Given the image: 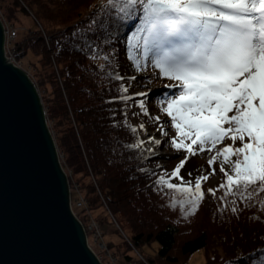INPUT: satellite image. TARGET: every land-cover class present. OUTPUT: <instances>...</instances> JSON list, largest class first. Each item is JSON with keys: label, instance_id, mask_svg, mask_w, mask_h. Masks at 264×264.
<instances>
[{"label": "trees", "instance_id": "trees-1", "mask_svg": "<svg viewBox=\"0 0 264 264\" xmlns=\"http://www.w3.org/2000/svg\"><path fill=\"white\" fill-rule=\"evenodd\" d=\"M13 1L17 10L25 15L29 11L45 28L43 21L46 20L39 14L41 0ZM105 3L93 1L84 19L65 28L58 25L53 33L49 31L48 41L52 45L49 48L40 31L32 27L25 29L24 37L18 34L10 48L16 61L28 60L32 53L39 58V63L37 66L29 59L30 64L33 68L44 69L38 73V83L33 84L38 94L39 86L45 93L39 95L45 117L52 124L61 166L71 174V179L68 177L71 197L76 201L80 196L85 201L81 206L73 205L75 214L86 225L88 218H99L93 214L95 211L102 210L105 214L102 220L123 238V242L115 246L116 256L130 259L127 253L135 251L143 258L140 264H189L190 258L200 250L214 254L213 259L206 257L204 264H240L241 258H245L247 264L250 255L264 253V210L259 205L252 201L248 202L250 204H227L230 217L217 222L220 235L216 231H207L202 225H195V229L189 231L185 228L187 218L182 213L178 215V209L170 206L172 197L153 181L154 171L145 169L144 154L127 147L136 136L124 126L122 110H127L128 124L136 127L131 117L138 100L134 97L126 106L114 98L121 95V84L131 90L132 81L128 77L150 70L152 66L145 63L138 72L127 58L126 34L134 28L135 21L121 28L118 39L110 46H104L98 39L103 33L94 21L102 19L101 6ZM7 11L8 20L17 18L16 11L9 7ZM46 19L51 21L52 18ZM55 19H59V15ZM88 43L102 49L100 55H109L111 63L93 59ZM101 65H104L103 70ZM116 72L125 79H112L110 74ZM148 76L153 78L152 70ZM129 91L127 95L133 96ZM186 172L180 176L194 188V174ZM172 183L179 184L180 181L173 178ZM262 200L263 197L258 198V201ZM234 206L237 208L235 213L232 211ZM217 212L224 214L225 207ZM108 214L115 218L121 229H125L128 240L114 227ZM226 221L231 222L230 226H223ZM184 234L189 236L182 239ZM238 239L244 241L243 247L235 246ZM216 244L219 248L213 249ZM122 246H125V252L121 251Z\"/></svg>", "mask_w": 264, "mask_h": 264}, {"label": "snow or ice", "instance_id": "snow-or-ice-1", "mask_svg": "<svg viewBox=\"0 0 264 264\" xmlns=\"http://www.w3.org/2000/svg\"><path fill=\"white\" fill-rule=\"evenodd\" d=\"M101 9L102 19L94 21L103 33L98 36L101 43L110 46L118 39L119 30L135 21L126 34L128 60L138 72L145 62L150 63L161 78L175 82L166 88L178 89L166 93L157 106L170 118L176 133L171 147L187 155L170 174L179 184L165 179L167 174L161 171L156 185L184 196L179 202L181 212L189 204L187 215L194 214L204 198L202 181L215 175V169L197 177L194 190L191 182L179 175L180 170L189 156L215 150L208 164L211 167L219 159L224 180L218 188L209 189V194L215 196L223 190L221 201L231 197L235 205L264 193V0H106ZM87 47L92 49L93 59L111 63L109 55H100L102 49L94 43ZM110 75L118 81L125 79L118 72ZM128 80L135 81L136 77ZM128 91L121 84V95L114 100L128 106L134 98L127 95ZM135 95L146 97L147 93ZM136 106L140 114L158 125L162 136H168L159 116L152 117L143 100ZM122 111L124 126L136 136L127 147L140 150L145 143L153 145L146 149L145 159L154 157L164 141L147 135L144 123L138 127L128 124L127 110ZM139 132L147 139H141ZM225 140L232 144L217 149ZM236 141H240L239 147H235ZM176 205L173 199L170 206ZM260 207L264 209V200ZM240 264H245V258ZM247 264H264V253L250 255Z\"/></svg>", "mask_w": 264, "mask_h": 264}, {"label": "water", "instance_id": "water-1", "mask_svg": "<svg viewBox=\"0 0 264 264\" xmlns=\"http://www.w3.org/2000/svg\"><path fill=\"white\" fill-rule=\"evenodd\" d=\"M0 264H102L72 211L40 96L5 55L1 21Z\"/></svg>", "mask_w": 264, "mask_h": 264}, {"label": "rangeland", "instance_id": "rangeland-1", "mask_svg": "<svg viewBox=\"0 0 264 264\" xmlns=\"http://www.w3.org/2000/svg\"><path fill=\"white\" fill-rule=\"evenodd\" d=\"M93 1H97V0H41L42 4L39 6V9H40L39 14L42 15L44 17V19L46 20V21H43L44 26H45V28H43L38 23V21L34 18L32 13H30L28 11V15H25V14L21 13L19 10H17L15 1H13V0H0V20H2L4 24L9 25L10 31L11 30L16 31V32H14L15 36H13V38H16V36L18 34L20 35V37H22L23 35H26L27 31H25V29H27L29 27H32V29H34L35 31H37V30L40 31L41 35L44 37V40L46 41V45L49 48L52 45L48 41L49 40V37L47 36L48 32L49 31L52 33L55 32L56 27H58V25L65 28V27L70 26L75 21H79V19H81V18L84 19L85 16L88 14L89 5ZM99 1H100V3H102L103 1H106V0H99ZM19 3H20V1H19ZM21 4H22V2H21ZM11 6L13 8H10ZM8 7H9V9L16 11V17L17 18L13 21L7 19L8 17L6 15V12H8L7 11ZM56 9H59V11ZM51 13H54V14H51ZM56 14L59 15V19H55V17L57 16ZM47 17L52 18V19H50L51 21H48L46 19ZM4 26L6 27V25H4ZM26 37L28 38V36H26ZM33 37H35V36H33ZM9 49H10V47H9ZM9 53L11 54L12 57H14L10 50H9ZM28 57H29L28 60L32 59L33 63L38 66V63H39L38 59L39 58L35 57L34 54H32V53H30ZM28 60L26 59V60H23L21 62L15 60L14 62L16 63L18 68H20L22 71H24L27 74V76L30 78L32 83L37 84L38 80H39V76H38L39 74L38 73H40L41 71H44V69L41 67L37 68L36 66L33 68L32 63L30 64V62H29L30 60L29 61ZM149 72H150V70H147L145 72H140V73L134 74V76L136 77V80L132 81L131 90L129 92H130V94H133L137 98L138 103L141 100L144 101L145 106L148 108L152 117L159 116L160 121L165 126V130L168 132V135L171 136V138H173V137H175L176 133L171 128L170 118L167 117L165 114H162L160 112V109L157 106V102L160 100H159V98H156V97L161 96L163 93L166 94L169 92H177L178 89L166 88L165 85L172 84L175 82L169 81L166 78H161L158 74V70H155V72L158 75L155 74V76L153 78H149V77H151V76H148ZM155 72H153V73H155ZM36 74H37V77H36ZM147 79L148 80L151 79L153 81L149 82ZM39 88H40L39 94L41 96H44L45 93L43 91V88L40 86H39ZM139 92L147 93V96L146 97L136 96L135 94L139 93ZM140 111L141 110L139 107H137V106L133 107L132 117H131L133 125L138 127L139 124L144 123L146 125V128H147V135H151V136L161 135L160 132L157 130L158 125L153 120H151L148 117L140 114ZM133 113H136V115H133ZM46 120H47L48 128L51 131V133L53 134V138H54V131L52 128V124L49 122V120L47 118H46ZM138 135L141 139H144V140L147 139V135L144 132H139ZM164 144H165V146H163V148L160 147L159 149L156 150L157 154L161 155L160 157L158 156L155 159H152V157L145 159L146 160V168L145 169L146 170H149V169L152 170V168H153L156 170V172L154 170V173H156V175H155L153 181H156L158 179V176L161 173V171H163L164 173L167 174V175H165V179H170V181L172 183V179L170 178L171 172L176 168L177 165L180 164V162L182 160L185 159L187 154L182 150L180 152H177L176 150H174L171 147L170 143L167 145V142H165ZM231 144H232L231 140H225L223 143L217 145V149H221L224 146L231 145ZM239 146H240V141H236L235 147H239ZM149 147H154V146L145 143L144 149H140V151L144 154L145 157L147 156L146 149ZM215 154H216L215 150H213V152H211V153H209L207 151H204L201 153L198 151L196 155H192V156H189L187 158L186 163L184 164V166L180 170L179 175H181V173H183V172H184L183 174H185L186 171H188L186 173H189V174L191 172H193L191 174H194V180H196V178L201 176V175H209V173H211L213 171V169H215V175H210L209 179L207 181H202V186H204V187H202L203 188L202 191L204 193V198L202 201H200V203H199L198 207L196 208L194 214L187 215V213L189 212L190 207H191L189 204H185L184 212L183 213L181 212V208L179 207V202L185 198L184 196H182L181 194H178V193H174L170 190H166L165 188L163 190V191H165L166 194L170 195V197H172V199L176 200V202H177L176 209H178V210H176V212L178 215H181V213H182L185 216V218H187V219H185V222L188 223V226H185V228H188L189 231H193L195 229L194 228L195 225L197 227L202 225V226H205V229L207 231H213V232L216 231L220 235V231H218L220 225H218L217 222L218 221L224 222L225 217H227V218L230 217L227 204L231 203V199L227 197L225 202H222L220 199V197H222L224 195V191L223 190L217 191L215 196L209 194V192H208L209 189L218 188L219 185L224 180V174L220 171L219 159L211 167L208 164V161L211 158V156H213ZM231 159L235 160L236 157H231ZM158 165H159V167H158ZM225 167L227 168V165ZM65 174L67 175V177H70V179H71V174L69 172L65 173ZM68 181H69V178H68ZM69 185H70V181H69ZM193 190H194V188H193ZM259 197L264 198V193H259L258 195H255L252 202H254L260 206L261 201H258ZM78 199L83 200V202L85 203L84 199L80 196L77 197L76 201H73V199L71 198L72 211H74L73 205L78 206L77 205ZM237 202L239 203V201H237ZM247 204H250V203L247 202ZM224 207H225L226 213L224 212V214H220L217 212V209H221ZM74 214H75V212H74ZM93 214L99 215V218H94V217L88 218L86 225H84L80 221V219H79V221L81 222V224L84 228V231L87 235L88 245L91 247V249L94 252L97 253V256H99L105 264H111L110 260L101 254L102 250H100L99 246H97V240H96V235H95L96 233L95 232H97L98 234L101 233L105 242H107L109 244H114V245H112V248H114V249H110L111 252L115 253V254H111L114 256L117 255L115 251H118L117 247H115V246L120 245L123 242V238L119 234L114 233V229H110L109 228L110 226L107 225L106 222H104L105 220H102L105 217V214L102 212V210L99 209V210L95 211ZM108 216L111 217V220L114 221V223H115L114 227L122 233V235L124 236V238L126 240H128L127 234L124 232L125 229L120 228V226L116 222L115 218L111 214L110 215L108 214ZM233 217H235V216H233ZM242 218H244V217H242ZM245 219H246V217H245ZM227 221L225 224H223L224 227L230 226L231 222H227ZM94 222L97 223L98 226ZM233 222L236 223V221H233ZM250 224H252V223H250ZM117 226H119L120 229ZM196 231H198V230H196ZM224 232H225V230H224ZM212 235H213V233H212ZM188 236H189V234H184L182 239H185ZM213 238H215L214 235H213ZM215 239H213V241H215ZM243 242L244 241H241L240 239H238L235 242V246L240 245V247L241 246L243 247ZM216 245L217 246L214 247L213 249L219 248V244H216ZM155 248H157V245H155ZM231 248H233V247H231ZM121 251H123V252L126 251L125 246L123 248H121ZM127 254L130 257V259H128L127 257H124V256H119V262L120 263H123V264H140L141 263V257L135 251H129ZM213 255L214 254H212L211 252L208 253V252H204L203 250H200L190 258L189 264H204L206 257H208V259H213Z\"/></svg>", "mask_w": 264, "mask_h": 264}, {"label": "built area", "instance_id": "built-area-1", "mask_svg": "<svg viewBox=\"0 0 264 264\" xmlns=\"http://www.w3.org/2000/svg\"><path fill=\"white\" fill-rule=\"evenodd\" d=\"M15 34L13 33V32H11L10 31V29L9 28H7L6 29V53H7V47L9 46V44L11 43V41L13 40V36H14ZM8 54V53H7ZM10 58V60L12 61V62H14V60L11 58V57H9ZM84 202H83V200H80V201H78L77 202V205L78 206H81L82 204H83ZM95 223V222H94ZM96 225H97V223H95ZM98 226V225H97ZM96 234V240H97V245L99 246V249L100 250H102V254L106 257V258H108L109 260H110V262L111 263H115V258L113 257V255H111L110 253H109V251H108V247H107V245L104 243V241H103V237H102V235H101V233L100 234H98L97 232H95ZM103 246V247H102ZM99 260L101 261V262H103L102 261V259L99 257Z\"/></svg>", "mask_w": 264, "mask_h": 264}, {"label": "bare ground", "instance_id": "bare-ground-1", "mask_svg": "<svg viewBox=\"0 0 264 264\" xmlns=\"http://www.w3.org/2000/svg\"><path fill=\"white\" fill-rule=\"evenodd\" d=\"M98 246V245H97ZM103 247V246H102Z\"/></svg>", "mask_w": 264, "mask_h": 264}]
</instances>
